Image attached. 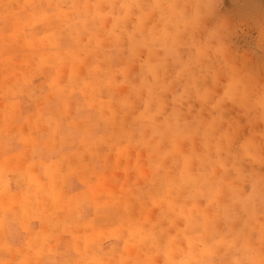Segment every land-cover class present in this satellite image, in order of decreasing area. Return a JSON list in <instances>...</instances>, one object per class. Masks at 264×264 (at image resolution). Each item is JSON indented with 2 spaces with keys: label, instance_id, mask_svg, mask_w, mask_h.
Segmentation results:
<instances>
[{
  "label": "clouds",
  "instance_id": "clouds-1",
  "mask_svg": "<svg viewBox=\"0 0 264 264\" xmlns=\"http://www.w3.org/2000/svg\"><path fill=\"white\" fill-rule=\"evenodd\" d=\"M0 264H264V0H0Z\"/></svg>",
  "mask_w": 264,
  "mask_h": 264
}]
</instances>
